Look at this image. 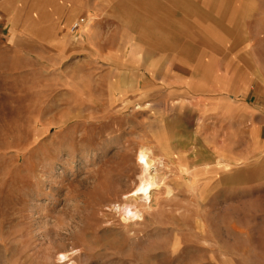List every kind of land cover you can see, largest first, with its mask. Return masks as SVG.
<instances>
[{"label": "rangeland", "instance_id": "obj_1", "mask_svg": "<svg viewBox=\"0 0 264 264\" xmlns=\"http://www.w3.org/2000/svg\"><path fill=\"white\" fill-rule=\"evenodd\" d=\"M244 1L234 13L228 0H207L204 9L221 8L223 20L256 12L264 20V0ZM26 4L0 0V264H264V191L228 186L249 166L211 175L217 186L196 170L213 151L232 153L233 143L241 156L252 123H234L235 111L231 123L217 122L198 118L190 102L167 103L173 78L219 81L214 61L193 70L180 68L193 60L179 59L165 69L171 55L152 59L147 44L134 63L128 50L99 58L92 50H115L121 29L131 31L117 15L94 32L69 27L47 52L28 34L35 43L11 49ZM247 104L264 115L255 94ZM144 146L153 161L148 196L135 194Z\"/></svg>", "mask_w": 264, "mask_h": 264}, {"label": "crops", "instance_id": "obj_2", "mask_svg": "<svg viewBox=\"0 0 264 264\" xmlns=\"http://www.w3.org/2000/svg\"><path fill=\"white\" fill-rule=\"evenodd\" d=\"M113 1L28 0L26 12L24 10L26 15L18 30L22 36L11 37L13 41L8 40L7 43L11 49L16 45H21V48L25 49L36 41L23 35H36L38 46H42L47 52L48 45L59 46L63 42L60 34H63L64 38L69 37V27L72 28L75 23L83 20L81 26L94 32L98 21L107 22L110 21V16H115L120 22L131 26V31L126 27L121 29L120 44L115 50L90 49L99 58L109 60L121 57V52L128 50L127 60L134 63L142 45L147 44L148 50L154 54L152 59L171 55L172 64H166L165 69L173 68L174 61L179 59L193 60L191 64L185 61L180 63V68L187 67L193 70L200 64L198 61L213 60L219 81L214 79L212 83L201 86L193 83L190 78H173L171 90H166L167 103H174L175 106L178 104L176 102H190L195 105L198 118L212 117L217 122L228 119L231 123L235 111L237 118H234V123L242 119L251 122L252 126L248 128V135L253 137L250 139L251 146L248 148L247 142L239 143L242 148L246 145L241 156L234 154L238 151V143H233L235 150L232 149V153L229 152L227 155L225 151H213L218 156L213 155L212 162L208 164L198 162L195 169L202 171L204 175L207 173L208 179L213 182L212 186H215L217 182L210 179L211 175L213 177L216 173L222 175L228 171H236L239 166L247 165L249 166L247 172L250 174L246 173L242 180L240 177L233 179L228 186L249 187L263 192L264 115L258 106L256 111L247 102L254 94L258 100H264V62H261L264 61V20L257 19V12L241 20H238L236 15L227 16V19L223 20L221 8L218 10L216 6L212 12L204 9L208 7L207 0H115V11L112 12L117 15L116 17L107 8ZM228 1L229 12L234 13L236 6H243V3L237 4L244 0ZM79 3H83L84 6L78 5ZM34 11H37V18L32 21L31 13ZM80 13L84 15L72 24L73 19ZM52 17L54 18L51 20ZM101 36L103 37V34ZM93 39L90 43H94ZM17 53L21 59L30 57L25 52ZM153 69L150 67V74H155L151 71ZM236 97L243 98L245 102L235 101ZM188 169L193 168L189 166ZM206 180L201 181L210 182Z\"/></svg>", "mask_w": 264, "mask_h": 264}, {"label": "bare ground", "instance_id": "obj_3", "mask_svg": "<svg viewBox=\"0 0 264 264\" xmlns=\"http://www.w3.org/2000/svg\"><path fill=\"white\" fill-rule=\"evenodd\" d=\"M151 151L147 147H142L138 153V160L143 166L144 173L140 177V182L137 186L136 195L143 194L148 196L149 193H152L154 187V178L150 177L149 169L153 165V161L151 159ZM158 180V179H157ZM146 198V197H145Z\"/></svg>", "mask_w": 264, "mask_h": 264}, {"label": "built area", "instance_id": "obj_4", "mask_svg": "<svg viewBox=\"0 0 264 264\" xmlns=\"http://www.w3.org/2000/svg\"><path fill=\"white\" fill-rule=\"evenodd\" d=\"M83 22H84V21L81 20V21L75 23V24H74V27H73V30H74V31H77V30L80 28V26L82 25Z\"/></svg>", "mask_w": 264, "mask_h": 264}]
</instances>
